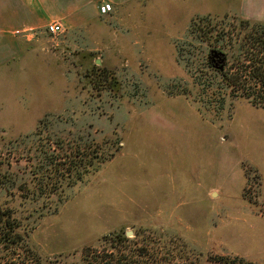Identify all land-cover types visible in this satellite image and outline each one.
<instances>
[{"label": "rangeland", "instance_id": "1", "mask_svg": "<svg viewBox=\"0 0 264 264\" xmlns=\"http://www.w3.org/2000/svg\"><path fill=\"white\" fill-rule=\"evenodd\" d=\"M236 1L109 3L87 29L43 38V69L26 67L18 83L33 93L5 96L0 172L31 177L36 147L52 151L58 134L81 136L84 154L114 156L59 205L28 200L21 180L8 196L0 185V207L15 210L39 255L71 264L105 233L150 228L182 238L201 264L210 253L264 264V108L230 96L209 61L216 32L236 31L243 17Z\"/></svg>", "mask_w": 264, "mask_h": 264}, {"label": "trees", "instance_id": "2", "mask_svg": "<svg viewBox=\"0 0 264 264\" xmlns=\"http://www.w3.org/2000/svg\"><path fill=\"white\" fill-rule=\"evenodd\" d=\"M238 22L236 31L222 29L216 32L218 46L210 50L209 61L215 77L221 80L230 96L245 97L253 105L264 108V21L239 16ZM47 116L49 114L40 120V124ZM38 134V131L34 133ZM70 134H58L49 139L47 148L52 151L46 150L45 145L36 147L31 158L36 162L31 165L30 178L19 177L15 171L8 174L0 172V185L7 191L6 195H10L13 188H18L16 184L21 180L24 186L17 191L26 190L24 195L28 200L34 202L55 196L57 205L62 204L66 200L64 193L67 188L84 182L114 156L111 153L99 159L84 154L80 151L81 136ZM63 168V173H56ZM52 170L56 171L55 176ZM29 185L33 188L27 187ZM28 189L30 191L27 192ZM15 213L10 206L0 207V264H60L58 260L42 257L29 245V233L26 229L22 231ZM155 232L150 228H140L134 237H129L123 229L105 233L98 238V245L86 244L81 260L71 264H201V253H195L182 238L167 239ZM203 264L256 263L240 255L210 253Z\"/></svg>", "mask_w": 264, "mask_h": 264}, {"label": "crops", "instance_id": "3", "mask_svg": "<svg viewBox=\"0 0 264 264\" xmlns=\"http://www.w3.org/2000/svg\"><path fill=\"white\" fill-rule=\"evenodd\" d=\"M131 1L134 0H0V115L3 117L6 113L4 107L8 105V97L5 99V96L10 97V93L13 92L12 96L17 93L16 97L22 98L28 93H33L28 90V84L23 83V87H19L18 83L24 78L21 74L26 67L38 66L43 69V59L37 58L36 55H39L38 47L43 38L52 35L47 30L48 24L61 23L64 28L62 33L67 34L87 29L88 24L94 23L106 14L101 10L105 3L118 7ZM234 5L244 18L264 21V0H237ZM95 60L99 59L95 57ZM46 66H50L49 63ZM28 76L36 88L38 83L36 75L27 74V80ZM50 85H52L50 94L42 95L51 97L52 100L58 97L57 81H50ZM5 90L9 94H5ZM44 105H40L41 113L45 111ZM20 127L21 125L18 126L19 130L23 129ZM259 185V196L264 199L263 183L259 182Z\"/></svg>", "mask_w": 264, "mask_h": 264}, {"label": "built area", "instance_id": "4", "mask_svg": "<svg viewBox=\"0 0 264 264\" xmlns=\"http://www.w3.org/2000/svg\"><path fill=\"white\" fill-rule=\"evenodd\" d=\"M102 11L105 12L106 10L110 9V4L106 3L101 7ZM47 30L52 35H57L63 32L64 28L61 23L53 22L47 25Z\"/></svg>", "mask_w": 264, "mask_h": 264}, {"label": "water", "instance_id": "5", "mask_svg": "<svg viewBox=\"0 0 264 264\" xmlns=\"http://www.w3.org/2000/svg\"><path fill=\"white\" fill-rule=\"evenodd\" d=\"M126 234L129 236L132 234V231L131 230L126 231Z\"/></svg>", "mask_w": 264, "mask_h": 264}]
</instances>
